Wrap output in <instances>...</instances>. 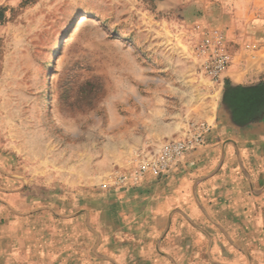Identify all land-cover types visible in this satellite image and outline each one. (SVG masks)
I'll use <instances>...</instances> for the list:
<instances>
[{"label": "rangeland", "instance_id": "374dc122", "mask_svg": "<svg viewBox=\"0 0 264 264\" xmlns=\"http://www.w3.org/2000/svg\"><path fill=\"white\" fill-rule=\"evenodd\" d=\"M235 17L264 21V0H0V135L36 169L54 258L66 246L56 217L76 212L72 203L91 211L139 152L190 123L211 126L218 85L198 47L215 34L226 41ZM251 257L264 264V253Z\"/></svg>", "mask_w": 264, "mask_h": 264}, {"label": "crops", "instance_id": "0c3cea01", "mask_svg": "<svg viewBox=\"0 0 264 264\" xmlns=\"http://www.w3.org/2000/svg\"><path fill=\"white\" fill-rule=\"evenodd\" d=\"M251 21L235 17L226 33L232 63L204 146L91 211L72 203L76 212L56 217L66 246L55 258L36 169L14 136L0 135V264H252L264 253V21Z\"/></svg>", "mask_w": 264, "mask_h": 264}, {"label": "built area", "instance_id": "2783aa9c", "mask_svg": "<svg viewBox=\"0 0 264 264\" xmlns=\"http://www.w3.org/2000/svg\"><path fill=\"white\" fill-rule=\"evenodd\" d=\"M202 58L201 71L213 84L219 85L222 75L230 67L232 56L224 45L223 37L207 36L198 47ZM211 126L206 123H190L182 138L170 141L159 151H141L137 154L135 167L130 171L116 170L109 179L119 188L136 187L149 175L160 178L176 168L185 156L205 144Z\"/></svg>", "mask_w": 264, "mask_h": 264}]
</instances>
